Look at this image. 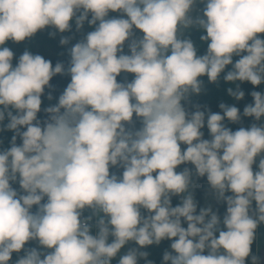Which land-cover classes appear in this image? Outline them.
Returning <instances> with one entry per match:
<instances>
[{
    "label": "clouds",
    "instance_id": "clouds-1",
    "mask_svg": "<svg viewBox=\"0 0 264 264\" xmlns=\"http://www.w3.org/2000/svg\"><path fill=\"white\" fill-rule=\"evenodd\" d=\"M73 22L94 30L68 49L67 67L27 49L13 66L9 41ZM260 34L264 0H0V132L13 133L0 150V264H154L143 249L164 240L161 264H264L253 253L264 225V92L251 91L242 113L192 104L202 77L219 86L223 74L236 101L242 83L264 84ZM121 73L134 78L118 82ZM57 75L70 82L42 121ZM245 117L249 127L225 123ZM194 177L226 205L222 217L211 203L198 210Z\"/></svg>",
    "mask_w": 264,
    "mask_h": 264
},
{
    "label": "crops",
    "instance_id": "crops-1",
    "mask_svg": "<svg viewBox=\"0 0 264 264\" xmlns=\"http://www.w3.org/2000/svg\"><path fill=\"white\" fill-rule=\"evenodd\" d=\"M203 5H198L197 9H202ZM201 14L200 12H197V10L193 13V15H199ZM111 16H118L119 13H110ZM91 18V17H89ZM94 30V27H90L87 23L84 25V29L82 32H77L75 29V23L73 22L72 24V31L71 32H66V33H58L55 36H50L49 33L55 31L54 29L51 28H46L45 30L39 31L33 38L29 40H25L24 42H21L20 44H14L12 41L8 42V45L14 52V59H13V66L17 63V60L19 56L25 51V49L31 51L33 54H40L42 55L45 59L51 60L53 66L57 62H63L65 66L67 67L68 61L70 59L68 55V49L77 43L80 39L83 38V34L90 32ZM139 35V33L137 32ZM189 37L197 43L198 46V54H204L207 49V43L199 41V36L201 35L200 31L198 30H193L191 33L188 34ZM262 37H264V34H260ZM61 36H72L73 39L70 41L68 45H61L60 44V39ZM125 52H128L127 45L125 46ZM238 59V57H234V60ZM230 67V66H229ZM127 78L128 81H131L134 78V74L130 73H121L119 77H117L118 82H123V80ZM201 79L204 80L205 83V88L206 91L202 93L198 97H193L192 98V104H200V105H207L208 108L212 112H220L221 110L219 109L218 105L220 102L227 103L229 105H235L237 106L241 113L243 112V108L245 107L246 104L252 103V97L250 95V92L255 90V91H262L264 92V84H261L258 87H253L250 83L244 82L241 84L242 90L245 91V98L241 101H236L230 97L227 96L226 94V87L231 86V85H225L223 82V74L221 76L220 84L219 86L215 84H210L207 82V77H202ZM70 82V76L68 75H57L52 78L50 81V85L52 86L51 88L46 87L45 88V93L41 97L42 99V105H41V112L38 113V118L43 121L47 117V114L43 111L44 108L55 105L58 101V97L64 89L66 88L67 84ZM52 95V99L49 100L47 99L48 94ZM187 107L190 110H194L191 105H187ZM135 120V117H134ZM5 123H7V119L5 120ZM225 123L230 127L233 131L237 130L239 127H249L251 123H253L252 118H242V123L241 124H231L225 121ZM141 127V124L138 120L135 121V128ZM23 130V129H22ZM202 131H204L205 139H209L208 135V130L205 127ZM13 133L11 131H2L0 132V150L7 148L10 146V141ZM17 143H21L20 139L17 138ZM186 146L182 145V148ZM189 167L192 168V165H181L178 167L177 171L183 170L184 167ZM254 170L256 169V165L253 166ZM123 169H118V168H111L110 172L117 174L118 176L122 174ZM196 183H201L202 186L200 188H196L194 190L195 194V199L198 202V210L199 207H203L206 205V203H211L213 205L214 210H218L219 215L222 217L225 210H226V205L223 203H217L214 200H211L207 198V191H208V185L205 178H195ZM13 187L16 189H19V184H13ZM46 199V198H45ZM180 201L177 200V197H173L172 199V204L173 206H176ZM33 211H35V206H33ZM89 213L86 211L84 215H88ZM183 226L186 227V224ZM257 241L253 244V253L259 255L260 257L264 258V225H262L258 231H257ZM111 241V237H110ZM170 243L171 241L169 240H164L160 243V245H152L148 246L146 249H143L144 251H147L149 253L148 259L152 260L154 264H161L162 261V256L165 250H170ZM28 247H36L37 245L35 242H30ZM135 245H129L126 247H131ZM259 246V247H258ZM20 255H23L21 253ZM17 254H13V261L17 259ZM11 264V262H10ZM115 264V261L113 262ZM139 264H144L143 260L139 261Z\"/></svg>",
    "mask_w": 264,
    "mask_h": 264
},
{
    "label": "built area",
    "instance_id": "built-area-1",
    "mask_svg": "<svg viewBox=\"0 0 264 264\" xmlns=\"http://www.w3.org/2000/svg\"><path fill=\"white\" fill-rule=\"evenodd\" d=\"M197 12H200V9H197ZM198 184L200 185L198 188H200L202 184L201 183H198ZM177 200L180 201L178 197H177Z\"/></svg>",
    "mask_w": 264,
    "mask_h": 264
}]
</instances>
